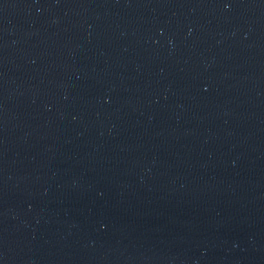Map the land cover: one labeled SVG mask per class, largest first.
I'll return each mask as SVG.
<instances>
[{
  "label": "water",
  "instance_id": "water-1",
  "mask_svg": "<svg viewBox=\"0 0 264 264\" xmlns=\"http://www.w3.org/2000/svg\"><path fill=\"white\" fill-rule=\"evenodd\" d=\"M0 264H264V0H0Z\"/></svg>",
  "mask_w": 264,
  "mask_h": 264
}]
</instances>
